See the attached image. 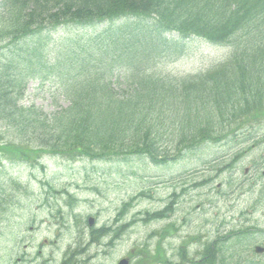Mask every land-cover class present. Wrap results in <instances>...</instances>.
I'll return each instance as SVG.
<instances>
[{
    "label": "trees",
    "instance_id": "obj_1",
    "mask_svg": "<svg viewBox=\"0 0 264 264\" xmlns=\"http://www.w3.org/2000/svg\"><path fill=\"white\" fill-rule=\"evenodd\" d=\"M191 39L228 50L225 60L181 76L154 71ZM48 80L65 105H24L28 84ZM259 120L264 0L0 1V163L163 165ZM97 232L93 243L122 233Z\"/></svg>",
    "mask_w": 264,
    "mask_h": 264
},
{
    "label": "rangeland",
    "instance_id": "obj_2",
    "mask_svg": "<svg viewBox=\"0 0 264 264\" xmlns=\"http://www.w3.org/2000/svg\"><path fill=\"white\" fill-rule=\"evenodd\" d=\"M183 44L184 53L159 64L158 73L201 72L228 54L199 39ZM55 84L50 80L41 87L38 82L29 83L23 104L45 112L64 106ZM258 122V130H249L252 139L245 143L241 137L204 144L174 163L158 166L134 157L101 162L45 157L34 166L3 161L0 264H61L64 257L73 264H117L122 259H129V264H182L180 250H188L190 259L196 260V253L218 235L234 229H263L264 164L249 178L244 176L251 163L264 160L260 157L264 120ZM242 149L232 174L231 157ZM124 204L127 208L120 215ZM166 207L171 209L162 220L141 222ZM89 218L93 219L90 227ZM123 224L127 227L112 243L106 234L91 242V234L96 237L97 231L109 228L113 236ZM169 225H174V232L167 233ZM188 238H197L196 243ZM224 249L229 261L236 250L231 244ZM237 255L244 260L243 250ZM213 256L222 254L216 250Z\"/></svg>",
    "mask_w": 264,
    "mask_h": 264
},
{
    "label": "flooded vegetation",
    "instance_id": "obj_3",
    "mask_svg": "<svg viewBox=\"0 0 264 264\" xmlns=\"http://www.w3.org/2000/svg\"><path fill=\"white\" fill-rule=\"evenodd\" d=\"M261 238L263 240L259 241L258 243H255L253 246H252V252L253 253H250V256H253V254L255 253L256 251V248L259 247L261 250H260V255L258 257H260L262 259V264H264V234L261 235ZM65 261L62 260L61 264H64Z\"/></svg>",
    "mask_w": 264,
    "mask_h": 264
},
{
    "label": "water",
    "instance_id": "obj_4",
    "mask_svg": "<svg viewBox=\"0 0 264 264\" xmlns=\"http://www.w3.org/2000/svg\"><path fill=\"white\" fill-rule=\"evenodd\" d=\"M90 224H91V221H90ZM125 262H121L120 264H124Z\"/></svg>",
    "mask_w": 264,
    "mask_h": 264
}]
</instances>
